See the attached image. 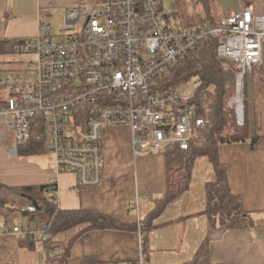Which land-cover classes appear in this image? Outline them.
I'll return each mask as SVG.
<instances>
[{
  "label": "built area",
  "instance_id": "obj_1",
  "mask_svg": "<svg viewBox=\"0 0 264 264\" xmlns=\"http://www.w3.org/2000/svg\"><path fill=\"white\" fill-rule=\"evenodd\" d=\"M159 1L102 0L66 8L69 35L52 39L50 27L42 24L36 36L21 41L22 53L35 56L33 68L0 81L7 91L0 100V119L13 133L16 148L29 144L40 121L57 173L75 176L78 190L103 184L107 126L128 127L136 155L174 146L186 150L200 142L198 135L211 128L210 119L197 113L188 96L159 80L169 78L176 64L207 41L214 42L219 58L237 68L235 95L227 107L237 126L244 124V77L261 63L264 15L244 6L209 25L173 28L159 16ZM83 5L85 21L77 34L73 29L83 17ZM69 112L74 115L65 124ZM48 227L18 225L11 232L34 242L40 235L44 242Z\"/></svg>",
  "mask_w": 264,
  "mask_h": 264
},
{
  "label": "crops",
  "instance_id": "obj_2",
  "mask_svg": "<svg viewBox=\"0 0 264 264\" xmlns=\"http://www.w3.org/2000/svg\"><path fill=\"white\" fill-rule=\"evenodd\" d=\"M209 1H217L224 14L211 22L244 6L250 7L255 15H264V0ZM79 3V0H0V39L19 42L34 37L42 24H49L53 14L65 13L66 8ZM243 95L244 122L249 137L257 141L254 145L245 142L218 147V159L225 167L229 190L240 199L241 210L249 216L247 224L231 230L211 228L204 213L206 186L217 177L207 155L194 160L188 189L169 202L147 227V216L166 192L164 151L136 155L130 129L107 126L102 136L103 184L100 188L78 190L75 176L57 173L47 146L33 155L18 154L13 133L0 119V206L14 211L10 216L0 212V229L6 230L0 233V264H47L48 258L64 247L63 242L71 239L65 264H85L86 260L97 264H137L140 258L144 264H193L204 244L209 264H264V42L259 67L245 76ZM51 184L55 185L52 202L58 210L102 216L107 220L106 227L81 232L87 225H76L55 234L52 238L55 244L50 247L40 240V235L34 242L29 236L13 234V227L29 225L28 216L23 214L28 206L18 208L14 204L21 205L25 200L18 189ZM21 218L26 222L18 221Z\"/></svg>",
  "mask_w": 264,
  "mask_h": 264
},
{
  "label": "trees",
  "instance_id": "obj_3",
  "mask_svg": "<svg viewBox=\"0 0 264 264\" xmlns=\"http://www.w3.org/2000/svg\"><path fill=\"white\" fill-rule=\"evenodd\" d=\"M81 4H88L92 0H79ZM95 2L100 0H94ZM102 2V0H101ZM212 23V22H211ZM22 42H10L0 39V56L6 54L22 53ZM214 42H205L199 50L189 55L176 64V75L173 79L165 81L160 79L173 90L189 81L192 78L197 80L194 94L190 96V104L195 107L199 115L208 117L212 123L211 128L199 134L200 142L197 145L190 143L186 150L174 146L164 151L166 156V192L159 201L156 208L151 212L145 221L147 227L153 219L158 217L165 206L184 193L188 187L194 160L200 156H206L211 160L216 170V181L206 186V210L205 214L211 228L219 227L223 230H231L247 224L249 216L241 210L240 199L231 194L225 167L218 159V147L223 144H235L250 142L254 145L255 137H249L247 124L237 126L233 110L227 107V101L233 96L234 80L237 72L236 66L216 55ZM246 76V75H245ZM245 79V77H244ZM162 86V85H161ZM210 88L213 91H210ZM4 91L0 86V100ZM243 95V103H244ZM84 114V110H82ZM84 116V115H83ZM83 116L82 119L84 118ZM33 135L29 144L20 146L16 150L18 154L33 155L43 152L47 146L45 134L42 132V124L36 121L33 127ZM55 185H41L18 189L19 194L29 196L42 203L41 212L24 210L23 214L28 216L29 223L39 228L47 225L49 238L44 241L46 246H53L52 238L55 234L69 230L76 225H87L81 232L106 227L107 220L104 217L86 211L65 212L58 210L53 205ZM52 199V200H51ZM0 212L10 216L14 211L0 206ZM112 222V220L110 221ZM86 229V230H85ZM70 241L63 242L61 251L48 258L47 264H65L69 256ZM207 247L205 244L200 248L193 264H209L206 260ZM85 264H97L94 261H85Z\"/></svg>",
  "mask_w": 264,
  "mask_h": 264
},
{
  "label": "rangeland",
  "instance_id": "obj_4",
  "mask_svg": "<svg viewBox=\"0 0 264 264\" xmlns=\"http://www.w3.org/2000/svg\"><path fill=\"white\" fill-rule=\"evenodd\" d=\"M94 1V0H92ZM101 1V0H100ZM160 12L159 16L165 22L171 25L173 28H178L182 26H202L209 25V23L218 18L220 15H224L223 9L218 5V2H210L209 0H160ZM85 13V5H83V17L81 21L73 29L74 32L78 34V30L82 29ZM226 15V13H225ZM229 15V14H228ZM49 24H46L50 27L52 34V39H57L58 37L69 35L70 31L64 27V11L60 13H55L53 16L48 19ZM35 56L28 53H18L13 56L10 55H1L0 56V81L5 79H10L11 77H19L20 74H26L29 70L33 68L30 64L34 63ZM6 62V63H5ZM176 75L175 71H171L169 78H165V81L173 79ZM197 86V80L195 78L190 79L187 82L180 84L177 87V92L182 96H192L194 94V89ZM4 90V95L7 94V91ZM212 92L213 89L210 88ZM236 91V82L234 80V94ZM232 97L229 98V100ZM231 110V109H230ZM80 112V111H79ZM74 113L69 112L65 115L64 121L65 124L68 123L73 117ZM47 158V157H46ZM18 199V198H17ZM21 205L17 202L14 203L18 208L28 206V201L22 200ZM39 206H42V203L38 202ZM18 221L25 223V219L21 218ZM17 221V222H18Z\"/></svg>",
  "mask_w": 264,
  "mask_h": 264
},
{
  "label": "water",
  "instance_id": "obj_5",
  "mask_svg": "<svg viewBox=\"0 0 264 264\" xmlns=\"http://www.w3.org/2000/svg\"><path fill=\"white\" fill-rule=\"evenodd\" d=\"M21 197L25 198V200L29 201V205L27 207V209L31 212H41L42 208L38 205V203L36 202V200H34L33 198L29 197V196H24L21 195Z\"/></svg>",
  "mask_w": 264,
  "mask_h": 264
}]
</instances>
